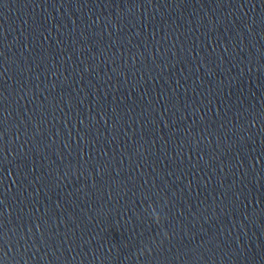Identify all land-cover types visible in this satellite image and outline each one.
<instances>
[{"label":"water","instance_id":"obj_1","mask_svg":"<svg viewBox=\"0 0 264 264\" xmlns=\"http://www.w3.org/2000/svg\"><path fill=\"white\" fill-rule=\"evenodd\" d=\"M0 264H264V0H0Z\"/></svg>","mask_w":264,"mask_h":264},{"label":"clouds","instance_id":"obj_2","mask_svg":"<svg viewBox=\"0 0 264 264\" xmlns=\"http://www.w3.org/2000/svg\"><path fill=\"white\" fill-rule=\"evenodd\" d=\"M151 207V211H150V218L151 220L156 224V225H161L162 221H163V217L161 216L160 211L157 210V208L155 206H150ZM163 235L165 237L168 236V233L165 231L163 233ZM147 251L149 252V254L151 253V249L148 248Z\"/></svg>","mask_w":264,"mask_h":264}]
</instances>
